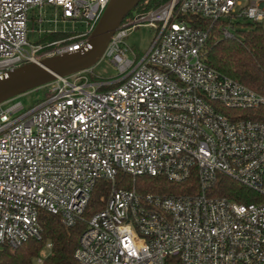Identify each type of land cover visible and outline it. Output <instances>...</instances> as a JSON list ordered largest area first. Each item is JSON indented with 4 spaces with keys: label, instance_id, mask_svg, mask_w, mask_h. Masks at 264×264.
I'll use <instances>...</instances> for the list:
<instances>
[{
    "label": "built area",
    "instance_id": "1",
    "mask_svg": "<svg viewBox=\"0 0 264 264\" xmlns=\"http://www.w3.org/2000/svg\"><path fill=\"white\" fill-rule=\"evenodd\" d=\"M109 1L0 0V76L86 48ZM36 9L41 35L69 32L60 21L86 29L31 44ZM186 17L261 22L264 0H168L126 17L115 31L103 55L119 68L115 80H93L87 69L42 86L46 98L27 111L21 102L0 105V250L40 238L41 211L67 226L83 221L106 179L112 188L87 219L74 252L79 264H264V118L243 112L264 106V96L204 61L208 32ZM142 24L158 33L132 59L123 39ZM120 172L173 183L196 176L202 190L141 193L117 187ZM218 173L263 200L207 194Z\"/></svg>",
    "mask_w": 264,
    "mask_h": 264
},
{
    "label": "trees",
    "instance_id": "2",
    "mask_svg": "<svg viewBox=\"0 0 264 264\" xmlns=\"http://www.w3.org/2000/svg\"><path fill=\"white\" fill-rule=\"evenodd\" d=\"M168 0H142L127 16L158 8ZM193 26L208 32L203 49V59L220 74L231 77L264 96V21L254 22L245 18H220L212 22L196 17H186ZM228 30L230 35L225 33ZM70 36L69 32L44 33L39 43H48ZM39 101L38 103H40ZM245 114L264 118V106L255 110L243 111ZM242 112V113H243ZM116 186L130 189L135 186L141 193H160L166 195L195 194L201 192V184L196 176L182 183H173L164 176L140 175L133 177L120 172ZM112 184L100 179L90 198L84 220L74 226L65 225L61 218L47 211H41L40 238H30L18 248L4 246L0 250V264H35L40 252L51 244L48 255L42 264H79L74 256L79 239L87 226V219L103 209L110 194ZM207 194L226 197L238 203L250 204L263 200V195L248 188L230 177L218 173L206 189Z\"/></svg>",
    "mask_w": 264,
    "mask_h": 264
},
{
    "label": "water",
    "instance_id": "3",
    "mask_svg": "<svg viewBox=\"0 0 264 264\" xmlns=\"http://www.w3.org/2000/svg\"><path fill=\"white\" fill-rule=\"evenodd\" d=\"M142 0H110L90 32L86 48L30 62L0 76V105L28 91L40 88L58 77L92 68L102 59L112 36L124 19Z\"/></svg>",
    "mask_w": 264,
    "mask_h": 264
},
{
    "label": "rangeland",
    "instance_id": "4",
    "mask_svg": "<svg viewBox=\"0 0 264 264\" xmlns=\"http://www.w3.org/2000/svg\"><path fill=\"white\" fill-rule=\"evenodd\" d=\"M36 9L33 13L34 16L30 18L29 21V33L28 41L31 44H36L43 34L38 33V23L36 21ZM59 29H66L69 31L70 35H76L83 32L86 29L84 23L75 22V21H60L58 24ZM158 30L154 27L142 24L134 29H132L127 36L123 39V46L129 48V56L134 59L135 53L138 56V59L145 55L151 48ZM89 76L96 81H112L120 76V71L118 66L110 60L108 56L103 57L99 62H97L92 68H90ZM46 90L43 87L28 91L18 97H15L1 105L3 108H8L9 106L21 102L24 106L23 111H27L30 108L38 104L39 101H42L46 98ZM49 253V249L45 247L39 254V258L44 259ZM37 258L35 264H39Z\"/></svg>",
    "mask_w": 264,
    "mask_h": 264
}]
</instances>
